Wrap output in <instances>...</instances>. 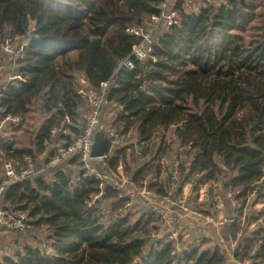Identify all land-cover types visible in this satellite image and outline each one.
<instances>
[{"label": "trees", "instance_id": "1", "mask_svg": "<svg viewBox=\"0 0 264 264\" xmlns=\"http://www.w3.org/2000/svg\"><path fill=\"white\" fill-rule=\"evenodd\" d=\"M161 1L0 0V39L29 38L19 67L26 80L1 89L0 114L43 112L31 143L51 155V142L72 143L82 133L87 88L111 79L108 106L118 104L113 127L125 141L134 131L137 139L101 161L100 170L127 178L135 189L156 188L161 197L171 191L174 198L191 179L193 191L222 182L241 191L242 203L251 195L264 203V0H223L197 12L177 0L180 21L158 36L155 61L132 58L134 69L120 67L139 41L127 29L158 14ZM169 129L173 140L167 139ZM34 148L17 154L36 156ZM163 157L171 165L179 161L177 182L160 180ZM72 164L79 165L77 155L52 177L38 175L6 188L4 202L30 208L50 235L40 239L41 247L26 244L0 264H225L223 248L206 237L196 244L190 226L184 225L191 243L172 253L154 217L129 206L121 215L130 198L108 182L104 197L111 209L88 207L100 181L79 176L74 183L66 168ZM251 218L247 224L264 218V210ZM232 227L236 238L246 224ZM254 240L244 239L246 253L236 257L242 261Z\"/></svg>", "mask_w": 264, "mask_h": 264}, {"label": "built area", "instance_id": "2", "mask_svg": "<svg viewBox=\"0 0 264 264\" xmlns=\"http://www.w3.org/2000/svg\"><path fill=\"white\" fill-rule=\"evenodd\" d=\"M176 1L162 0L159 5L160 11L158 14L146 16L139 25L130 26L127 29L128 33L137 37L139 41L133 45L131 53L121 61L120 67H126L129 70L134 69L132 58L140 61L150 59L155 61L154 47L158 36L180 21V12L175 8ZM184 1L187 6H190L197 12L210 4H218L220 0ZM23 38L19 35H9L4 40H0V52L2 51L10 55L13 63L17 67H20V61L25 58V44L21 42ZM10 77V81L14 82L26 80L25 76L20 72L14 73ZM8 84L9 82L4 83L2 88H5ZM110 84L111 79L101 82L96 87L87 88V101L84 104L82 133L77 137L73 136L72 143H68L66 140L54 143V153L47 155L48 157L45 160H40L38 156L30 154H25L16 159H7L5 154L0 152V169H3L4 172V177L0 181V201L4 191L10 185L38 175H43L46 178L52 177V172L61 169L60 167L63 162H68L77 155L79 165L77 167L76 179L74 177L73 182H77L79 176L100 181V190L89 195L87 206L98 207L103 204L107 205L106 211L111 209L108 200L104 197V182L110 183L111 187L118 191L119 196L130 198V203L127 202L126 208L120 211L121 215L128 214V206L132 207L136 203H141L139 207H132L131 211L136 212L138 209L139 211H143L147 218L154 217L156 222L161 223L159 235L164 232L163 234L168 236V239L174 247L172 253H181L188 246V242L190 243L188 239L192 236V232L189 231V228H185V221L195 222L193 228L194 235L195 233L203 232L199 226L207 227L210 224L223 226L228 222H235L239 219L241 217L239 209L243 207L244 203L238 198L241 191L239 189H233L231 186L225 188L226 193L223 191L224 187L220 182L206 184L201 187V191L203 189L207 191L212 190L210 196L213 203V207L208 205L201 210L198 206L190 202L189 197L185 193H182L183 191L178 193L174 198H172L171 191H168L165 196L161 197L156 188L140 186L135 189L130 185L127 178L120 181L117 176L110 174L109 170H100L97 167L101 161H104L118 148L135 142H126L124 136L113 127L114 110L118 107V104L110 103V106H108L107 94ZM23 119L21 115H5L0 121V135L11 133L13 127L20 126ZM100 130L104 132L107 150L104 156L94 158L91 155L92 146L95 134ZM163 131V128H159L157 133L161 134ZM56 132L57 129L52 130L51 137L53 139ZM135 132L133 133L135 134ZM143 147H145V144H141L139 150ZM97 159H99V163ZM160 163L162 165L160 180L177 182L181 178L178 160L171 165L168 159L163 157ZM193 177L195 179L197 175ZM151 178L153 181L156 179L152 176ZM147 183L149 184V182ZM193 185L194 181L189 179L182 187L193 188ZM226 202L231 204L233 208L228 217L224 214ZM162 203L166 205H162ZM37 221V218L31 216L30 208L22 209L11 207L10 209L0 211V225L7 232H28L31 236H41L43 230H48V227L43 224H38ZM263 246L264 236L257 237L248 250L247 256L241 261L236 257V254L241 257L246 252L244 243L240 242L233 250V256L241 264H261L257 255Z\"/></svg>", "mask_w": 264, "mask_h": 264}, {"label": "crops", "instance_id": "3", "mask_svg": "<svg viewBox=\"0 0 264 264\" xmlns=\"http://www.w3.org/2000/svg\"><path fill=\"white\" fill-rule=\"evenodd\" d=\"M21 42H23L26 45L29 42V38H27V37L23 38ZM1 53L3 55L0 54V91H1V89L3 87L2 85L4 83H6V82L10 83L11 82L10 76L12 74L20 71L19 67H17V65L13 63L12 57L10 55L5 54L2 51H1ZM109 110H111V109H109ZM38 112H40L41 117H40V119L38 118L37 126L35 125V127L34 126L29 127V130H30L29 141H25V140L23 141L22 140L23 134L20 133L21 128L25 125L28 117L29 118L34 117L35 115L38 114ZM3 117L4 116H2L0 114V121L3 119ZM23 118L24 119H23V122L21 123V125L18 127H13L11 133H8V134L6 133L3 135H0V152L4 153L5 157L7 159H16V158H20V156H18V154H17L18 150H23V149H28V148L33 149L35 147L34 148V151H35L34 154H36V156H38L40 158V160H45L48 157L47 155L49 154V151L47 152L46 150H43V151L36 150V146L32 145V143H31V139H32L33 134L35 133V131L38 129L41 122L45 118L44 113L41 111H33V112L29 113L26 117H23ZM67 132H70V131H67ZM67 132H66V134L73 136V134L71 132H70V134ZM132 135H135V140H136L137 134L133 133ZM54 141L51 142V144L55 143ZM47 143L48 142H46V144ZM97 161L99 163V159H97ZM77 167H78L77 164H72V165H69L66 167L67 169L72 170V173L74 174L75 179L77 176ZM52 173L54 175L55 170ZM3 177H4L3 169H0V181L3 179ZM227 187L228 186H224L223 191L225 193H226L225 188H227ZM181 192L185 193L189 197L190 202L196 206L199 205V206L206 207L211 202V196L207 194L206 189H203L201 191V187L197 191H193V188L181 187ZM203 197H205V200L202 199ZM2 199L0 201V211L5 210V209H10L11 207H16L14 205H11V204L4 202V199L3 200ZM261 203H263V202H261ZM228 204L229 203L226 202L225 209H224V214L227 217L230 215V213L233 210V209L231 210V207H229L228 209L226 208V206ZM258 204H260V202L256 203V201L254 199V195H251L247 199V201L243 205V207L240 209L241 210V212H240L241 217L239 219H237L236 221L237 222L240 221V225L246 224V228L242 232H239L237 234L236 238H233L231 236V228H233L232 226L236 225V223H237L235 221V222H228V223L224 224L223 226H214L211 224L207 225V227L199 226L203 230V232L202 233H195L192 237L193 241L196 244H199L200 239L202 237H206L207 239H210L214 244L220 245L223 248V250L225 252V257H226L225 264H241L240 262L235 260V257L233 256V250L235 249L236 245L239 244L240 242H244V239H246L248 237H250V238L255 237V239H256L259 236H264V223H263V225L261 224L264 218H261L260 220H257V221H254V222L248 223V224L246 222L247 220L249 221L248 218L252 219L251 217H256L258 215V213H260L261 211L264 210V203L261 204L262 209L260 211L257 208ZM16 208H20V207H16ZM255 209H256V213H254ZM184 225L187 227L190 226V227L194 228L195 222H189L187 220L184 222ZM255 232H258V233L255 234ZM193 233H194V231H193ZM12 236L16 237L15 239L18 241L22 238V236H26V238L28 239L29 242L32 241V245L36 244V243L39 244L38 243L39 241L35 240L36 238H38V236H35V235L31 236V235H29L28 232L15 233V235L12 234ZM191 241H190V243H191ZM3 242H5L4 245L0 243V261L3 260V258L5 256H8L9 255L8 252L10 251V249H12V247L9 244H7L9 242V238L7 241H3ZM19 242H22V241H19ZM188 245H189V242H188ZM12 246L17 247L18 244H14ZM1 251L3 254H1ZM4 251H5V253H4ZM261 255H262V257H261ZM258 260L261 264H264V246L259 251Z\"/></svg>", "mask_w": 264, "mask_h": 264}, {"label": "rangeland", "instance_id": "4", "mask_svg": "<svg viewBox=\"0 0 264 264\" xmlns=\"http://www.w3.org/2000/svg\"><path fill=\"white\" fill-rule=\"evenodd\" d=\"M223 0H220L219 2H218V4L219 3H221ZM9 36V35H8ZM6 38V37H5ZM1 41L2 40H4V38L3 39H0ZM0 41V42H1ZM0 54H1V52H0ZM3 55V54H2ZM40 112H38V114L37 115H35L34 117H31V118H27V120H26V123H25V125L21 128V131H20V133L21 134H23V136H22V140L24 141H29V135H30V130H29V127H31V126H34L35 127V125L37 126V124H38V118L40 119ZM64 131V133H65V135H66V132L68 131V130H63ZM67 133H69L70 134V132H67ZM174 139V137H173V131H172V129H169V131H167V139L168 140H171V139ZM160 139V138H159ZM158 139V140H159ZM172 139V140H173ZM125 140V139H124ZM129 141H131V142H134V141H136L135 140V135H131V136H129V138H128V140L126 141V142H129ZM177 149L179 148V147H176ZM172 151V150H171ZM131 153V151L129 150L128 151V154H130ZM141 153V152H140ZM172 153H173V151H172ZM128 162H129V164L132 166H134L135 165V163H133V159L130 157L129 159H128ZM211 191L212 190H208L207 191V194L208 195H211ZM203 200H205V197H203L202 198ZM261 204H263V203H261L260 202V204H258L257 205V208L259 209V211L262 209V206H261ZM141 205V203H136V204H134L132 207H139ZM162 205H166L165 203H162ZM201 210H202V208H204V206H199V205H197ZM209 206H211V207H213V203H212V200H211V202H210V204H209ZM229 207H231V210L233 209L232 208V206H231V204H228L227 206H226V208L228 209ZM254 211V210H253ZM254 213H256V209H255V211H254ZM132 217L134 218L135 216L134 215H132ZM132 218V219H133ZM158 223V222H157ZM154 225H156V224H153V225H151V229H152V232L155 234V236L158 234V229L157 228H155L154 227ZM157 227H158V225H157ZM12 234L13 235H15V233H13V232H7L6 230H4L1 226H0V243L1 244H3L4 245V243L5 242H3V241H7L8 240V238H9V242L7 243V244H9L11 247H12V249H10V251L8 252L9 253V255L8 256H15L18 252H20V251H22V248L26 245V244H31L32 245V241L31 242H29L28 241V239L26 238V236H22V238L19 240V241H22V242H19L18 240H16L15 238L16 237H14V236H12ZM153 234V235H154ZM48 235H49V232H48V230L47 229H45V230H43V233H42V235L41 236H38V238H36L35 240L37 241H40V239H44V238H47L48 237ZM154 236V237H155ZM224 239V238H223ZM18 241V242H17ZM39 243V242H38ZM14 244H18V246L17 247H15V246H12V245H14ZM33 246L34 247H41V245H39V244H33ZM9 247V246H8ZM4 253H5V251H4ZM1 254H3L2 253V251H1ZM261 257H262V255H261Z\"/></svg>", "mask_w": 264, "mask_h": 264}, {"label": "water", "instance_id": "5", "mask_svg": "<svg viewBox=\"0 0 264 264\" xmlns=\"http://www.w3.org/2000/svg\"><path fill=\"white\" fill-rule=\"evenodd\" d=\"M83 84H86V82L83 81ZM106 150L107 148L104 132L100 130L95 134L91 155L94 158H99L106 154Z\"/></svg>", "mask_w": 264, "mask_h": 264}]
</instances>
